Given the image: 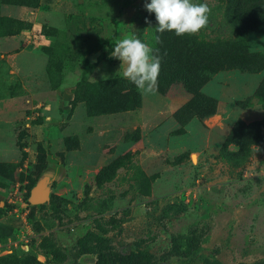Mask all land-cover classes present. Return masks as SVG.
<instances>
[{
    "label": "rangeland",
    "instance_id": "374dc122",
    "mask_svg": "<svg viewBox=\"0 0 264 264\" xmlns=\"http://www.w3.org/2000/svg\"><path fill=\"white\" fill-rule=\"evenodd\" d=\"M146 2L0 0V264H264V33L245 29L264 0H193L210 12L188 39L158 33ZM124 38L160 56L154 93L111 56ZM219 49L263 65L170 82Z\"/></svg>",
    "mask_w": 264,
    "mask_h": 264
},
{
    "label": "clouds",
    "instance_id": "9594fccd",
    "mask_svg": "<svg viewBox=\"0 0 264 264\" xmlns=\"http://www.w3.org/2000/svg\"><path fill=\"white\" fill-rule=\"evenodd\" d=\"M145 8L155 14L158 33L169 31L177 36L197 34L207 26L210 12L206 3L197 4L193 0H150ZM111 56L126 65L123 77L141 94L157 90L161 58L153 54L150 46L137 38H124L116 43Z\"/></svg>",
    "mask_w": 264,
    "mask_h": 264
},
{
    "label": "trees",
    "instance_id": "16d2710c",
    "mask_svg": "<svg viewBox=\"0 0 264 264\" xmlns=\"http://www.w3.org/2000/svg\"><path fill=\"white\" fill-rule=\"evenodd\" d=\"M258 4H261L263 0H257ZM253 23L251 25L245 24V29H253L259 32L264 33V14H260L257 18L254 17ZM236 22V19L234 20ZM20 24L19 20H13L10 28H8L9 34H14L18 30V26ZM185 38H189V35H184ZM203 44H208L205 41H201ZM236 45L237 43H231L229 45ZM242 44V43H241ZM192 62H187L185 56L183 55L180 63L178 65L177 72L174 74L170 82H182L185 84V87L189 91L195 92L202 84L206 82L208 77L219 70L227 69V68H241L244 70H256L262 67L263 63L260 62H252L251 64L247 61L246 56H239L233 54L232 50L227 49H219L215 52L195 54L192 58ZM259 65V66H258ZM201 69V72L199 71ZM162 81L163 78L159 79ZM260 91V89H259ZM258 95V94H257ZM259 127L264 128V120L260 122ZM243 124L240 123L233 130V135H235V131H237ZM259 141V140H258ZM127 154L123 156L117 157L111 163L104 166L101 170L96 174L97 182H103L113 176L115 170L121 164V159L124 158ZM141 253H131L128 255H124L119 257L116 261H112L110 255L107 253L99 252L97 254V261L95 264H146L144 262V257ZM15 257L10 255H5L0 257L2 261H12Z\"/></svg>",
    "mask_w": 264,
    "mask_h": 264
},
{
    "label": "water",
    "instance_id": "95a60500",
    "mask_svg": "<svg viewBox=\"0 0 264 264\" xmlns=\"http://www.w3.org/2000/svg\"><path fill=\"white\" fill-rule=\"evenodd\" d=\"M46 194L44 192L38 193L37 190H34L31 194V202L33 203H39L43 200V197H45Z\"/></svg>",
    "mask_w": 264,
    "mask_h": 264
},
{
    "label": "bare ground",
    "instance_id": "6f19581e",
    "mask_svg": "<svg viewBox=\"0 0 264 264\" xmlns=\"http://www.w3.org/2000/svg\"><path fill=\"white\" fill-rule=\"evenodd\" d=\"M195 157L193 156V159H194Z\"/></svg>",
    "mask_w": 264,
    "mask_h": 264
}]
</instances>
